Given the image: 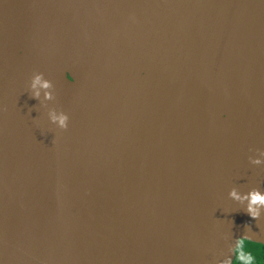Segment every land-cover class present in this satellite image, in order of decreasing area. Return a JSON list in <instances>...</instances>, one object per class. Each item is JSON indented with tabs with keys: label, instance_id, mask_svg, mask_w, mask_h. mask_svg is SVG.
Segmentation results:
<instances>
[{
	"label": "water",
	"instance_id": "obj_1",
	"mask_svg": "<svg viewBox=\"0 0 264 264\" xmlns=\"http://www.w3.org/2000/svg\"><path fill=\"white\" fill-rule=\"evenodd\" d=\"M257 149L264 0H0V264L231 261Z\"/></svg>",
	"mask_w": 264,
	"mask_h": 264
},
{
	"label": "clouds",
	"instance_id": "obj_2",
	"mask_svg": "<svg viewBox=\"0 0 264 264\" xmlns=\"http://www.w3.org/2000/svg\"><path fill=\"white\" fill-rule=\"evenodd\" d=\"M66 77L70 82L74 80L70 73H66ZM29 91L30 98L36 99L45 107H47L46 101L55 99L54 84L51 80L46 79L42 72L33 73L29 84ZM48 118L50 123L56 125L59 129H67L69 116L62 110L58 111L56 108H49ZM256 151L259 154L258 158L249 157L250 163L253 165L264 164V150L257 149ZM229 197L240 204H245L246 202L244 211L254 220H258L261 216V210L264 209V191L254 188L248 193L242 194L234 187L230 190ZM251 241L255 240L247 235L236 238L234 257L231 261H224L223 264H255L254 256L250 252L245 251V245ZM259 244L264 245V242H259Z\"/></svg>",
	"mask_w": 264,
	"mask_h": 264
},
{
	"label": "trees",
	"instance_id": "obj_3",
	"mask_svg": "<svg viewBox=\"0 0 264 264\" xmlns=\"http://www.w3.org/2000/svg\"><path fill=\"white\" fill-rule=\"evenodd\" d=\"M245 251L250 252L255 258V264H264V245L250 242L245 245Z\"/></svg>",
	"mask_w": 264,
	"mask_h": 264
}]
</instances>
